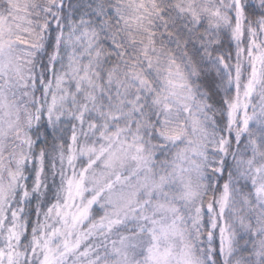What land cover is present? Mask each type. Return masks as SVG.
I'll return each instance as SVG.
<instances>
[{
	"label": "snow or ice",
	"instance_id": "snow-or-ice-1",
	"mask_svg": "<svg viewBox=\"0 0 264 264\" xmlns=\"http://www.w3.org/2000/svg\"><path fill=\"white\" fill-rule=\"evenodd\" d=\"M124 6L0 0V264H264V0Z\"/></svg>",
	"mask_w": 264,
	"mask_h": 264
},
{
	"label": "clouds",
	"instance_id": "clouds-1",
	"mask_svg": "<svg viewBox=\"0 0 264 264\" xmlns=\"http://www.w3.org/2000/svg\"><path fill=\"white\" fill-rule=\"evenodd\" d=\"M113 3H115V0H112ZM124 14L128 15L130 14V10L127 7V0H125V6H124ZM153 21H154V27L159 29L158 34L156 36V40H157V46L159 47L160 44L162 42L168 41L171 38L168 37L165 33V29L163 27H160V21L159 18L157 16H153ZM121 39H124V37L122 36ZM171 47H175L174 44L170 45ZM129 47V56H132L135 52V49L132 46H128ZM179 55V53H177ZM41 134H43V129H41ZM229 160L231 161V157H229Z\"/></svg>",
	"mask_w": 264,
	"mask_h": 264
}]
</instances>
